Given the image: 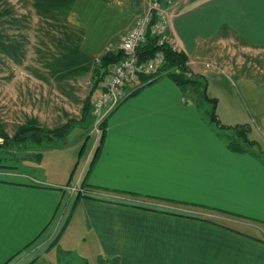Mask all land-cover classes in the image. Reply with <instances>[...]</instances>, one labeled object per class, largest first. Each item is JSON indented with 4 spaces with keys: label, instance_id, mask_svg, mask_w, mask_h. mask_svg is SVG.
<instances>
[{
    "label": "crops",
    "instance_id": "0c3cea01",
    "mask_svg": "<svg viewBox=\"0 0 264 264\" xmlns=\"http://www.w3.org/2000/svg\"><path fill=\"white\" fill-rule=\"evenodd\" d=\"M137 1L128 10L74 0L81 51L117 50L146 11ZM172 1L166 32L188 61L233 37L264 48V0ZM234 83L238 103L218 101L217 119L229 131L246 123L244 110L258 114L263 141L250 147L259 155L232 150L193 89L160 76L122 101L101 134L89 131L77 174L0 167V264H264V84Z\"/></svg>",
    "mask_w": 264,
    "mask_h": 264
},
{
    "label": "rangeland",
    "instance_id": "374dc122",
    "mask_svg": "<svg viewBox=\"0 0 264 264\" xmlns=\"http://www.w3.org/2000/svg\"><path fill=\"white\" fill-rule=\"evenodd\" d=\"M108 1L112 2L114 7L128 10L130 3L138 2L137 0ZM7 2L12 5L14 14L22 19L20 24L9 28V32L21 39L24 53L21 63H15L5 56H2V61H0V123L7 135L6 140L0 137V167L76 169L75 175L77 167L81 166L94 138V136L90 137L87 143L84 141L89 131L99 134L102 132L103 123L97 127L92 114L90 121L89 118L85 121L80 120L82 101L95 77L90 72L77 75L67 73L63 77L56 78L49 75L44 67V59L55 51L54 44L49 37V33L55 32H51L48 26L40 22V17L35 12L31 0H7ZM116 2L118 4H114ZM140 3L144 10L147 9L149 0H141ZM3 6V1H0V8ZM108 24L114 28L120 26L122 22L111 23L109 21ZM83 30L85 34V29ZM242 44V41L236 37L214 42L208 53L198 59L208 63L209 66L200 63L192 68L195 74L198 70L204 72L207 69L204 77H198L206 84L205 92L196 94L195 101L208 121L212 112L216 115L218 101L220 106L224 101H238L239 96L234 86L236 76L243 75L264 84V48L246 47ZM164 77L168 78V76ZM212 98L215 99V106L210 101ZM244 113L247 121L239 126H246V134L250 139L256 138L263 141V128L258 114L252 111L249 115L245 110ZM30 118H35L39 125L50 129L74 119L76 124L66 133L64 140L66 143L60 145L61 148L68 146V150L64 154H55L52 150L55 147L47 146L45 140L14 139L16 128ZM212 124L219 130L226 142L230 136L236 135L235 129L228 131L227 126ZM244 148V150L260 154L257 146L253 148L244 146ZM261 158L264 160V152L261 153ZM75 165L78 166L75 168Z\"/></svg>",
    "mask_w": 264,
    "mask_h": 264
},
{
    "label": "trees",
    "instance_id": "16d2710c",
    "mask_svg": "<svg viewBox=\"0 0 264 264\" xmlns=\"http://www.w3.org/2000/svg\"><path fill=\"white\" fill-rule=\"evenodd\" d=\"M3 1L4 6L0 8V61L2 56L12 59L15 63H21L24 53L23 43L16 34L9 32V28L20 24L22 19L17 17L13 12V7L7 0ZM35 12L40 17V22L48 26L49 30L55 33H49L55 51L44 59V67L48 70L49 75L53 77H63L67 73L77 75L80 73L90 72L95 78L91 83L85 98L82 101L81 121L89 118L91 120V108L94 96L98 94L104 85L107 77L112 73L114 66L125 56L123 51L117 49L105 52L98 60L94 57L86 55L80 49V44L84 35L82 27L71 23L68 19L69 12L72 8L74 0H31ZM163 1V0H160ZM156 22V16L153 14L148 27L145 42L136 48V56L139 60H146L152 57L158 49H162L166 56L167 65H180L183 69L182 74L168 76L178 85L182 87H190L195 94H203L205 92L204 81L198 79L196 74L188 76L186 74L189 67L185 65L187 57L181 51H173L167 45L162 47L157 45V36L152 30V26ZM143 78V77H142ZM201 87V89H200ZM208 99V97H205ZM210 101L214 103L215 99ZM215 109V107H214ZM209 122L221 125L214 112L211 113ZM76 123L74 119H70L68 123L50 129L46 126L39 125L35 118L27 119L25 123L16 128L14 139L24 140L32 138L35 141L47 142V146L55 147L64 143L65 135L70 128ZM103 125V124H102ZM236 135L229 138L227 144L232 150L245 151L244 146L250 147L257 145V142L247 136V128L245 125H236L233 127ZM0 137L6 140L7 135L2 130L0 123ZM61 139V141H59ZM54 142L55 144H50Z\"/></svg>",
    "mask_w": 264,
    "mask_h": 264
},
{
    "label": "built area",
    "instance_id": "2783aa9c",
    "mask_svg": "<svg viewBox=\"0 0 264 264\" xmlns=\"http://www.w3.org/2000/svg\"><path fill=\"white\" fill-rule=\"evenodd\" d=\"M172 4V0H149L146 11L135 20L133 26L122 39L118 49L123 51L125 56L114 66L112 73L107 77L103 87L93 99L91 114L97 127L104 123L106 117L122 101L136 93L144 85L160 76L183 73L180 65L166 66V56L162 49H158L152 57L146 60H139L136 56V48L146 40L147 27L153 18V14L156 16V22L152 26V30L157 36V45L160 47L167 45L173 51H179L175 37L166 32L169 24V7ZM110 51L113 49L106 47L105 52ZM95 59L98 60V57ZM200 63L209 66L206 62L194 60H187L185 65L189 67V65ZM186 74L191 75L189 69Z\"/></svg>",
    "mask_w": 264,
    "mask_h": 264
}]
</instances>
